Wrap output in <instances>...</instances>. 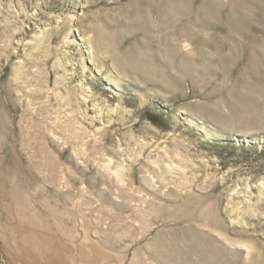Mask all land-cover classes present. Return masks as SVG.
<instances>
[{
	"label": "rangeland",
	"instance_id": "rangeland-1",
	"mask_svg": "<svg viewBox=\"0 0 264 264\" xmlns=\"http://www.w3.org/2000/svg\"><path fill=\"white\" fill-rule=\"evenodd\" d=\"M0 264H264V0H0Z\"/></svg>",
	"mask_w": 264,
	"mask_h": 264
}]
</instances>
